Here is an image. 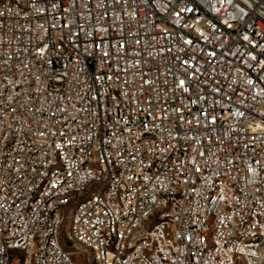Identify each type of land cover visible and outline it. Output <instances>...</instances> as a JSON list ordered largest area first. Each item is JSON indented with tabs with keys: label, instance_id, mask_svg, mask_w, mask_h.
<instances>
[{
	"label": "built area",
	"instance_id": "built-area-1",
	"mask_svg": "<svg viewBox=\"0 0 264 264\" xmlns=\"http://www.w3.org/2000/svg\"><path fill=\"white\" fill-rule=\"evenodd\" d=\"M0 264H264V0H0Z\"/></svg>",
	"mask_w": 264,
	"mask_h": 264
}]
</instances>
